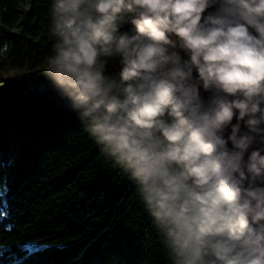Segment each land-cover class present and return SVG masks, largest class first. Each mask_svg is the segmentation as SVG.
Instances as JSON below:
<instances>
[{
    "label": "clouds",
    "instance_id": "clouds-1",
    "mask_svg": "<svg viewBox=\"0 0 264 264\" xmlns=\"http://www.w3.org/2000/svg\"><path fill=\"white\" fill-rule=\"evenodd\" d=\"M47 34L41 74L133 187L145 264H264V0H48Z\"/></svg>",
    "mask_w": 264,
    "mask_h": 264
},
{
    "label": "trees",
    "instance_id": "trees-1",
    "mask_svg": "<svg viewBox=\"0 0 264 264\" xmlns=\"http://www.w3.org/2000/svg\"><path fill=\"white\" fill-rule=\"evenodd\" d=\"M47 10L0 0V69L30 71L0 84V264H145L133 187L41 74Z\"/></svg>",
    "mask_w": 264,
    "mask_h": 264
},
{
    "label": "rangeland",
    "instance_id": "rangeland-1",
    "mask_svg": "<svg viewBox=\"0 0 264 264\" xmlns=\"http://www.w3.org/2000/svg\"><path fill=\"white\" fill-rule=\"evenodd\" d=\"M1 61L2 60H0V62ZM28 73H30V71L26 67L23 68L9 67L7 64H4L0 69V84L15 77L24 76Z\"/></svg>",
    "mask_w": 264,
    "mask_h": 264
},
{
    "label": "snow or ice",
    "instance_id": "snow-or-ice-1",
    "mask_svg": "<svg viewBox=\"0 0 264 264\" xmlns=\"http://www.w3.org/2000/svg\"><path fill=\"white\" fill-rule=\"evenodd\" d=\"M6 190V189H5ZM0 215H2V213H0ZM31 251V250H30Z\"/></svg>",
    "mask_w": 264,
    "mask_h": 264
}]
</instances>
